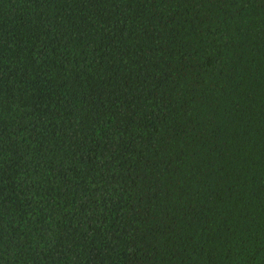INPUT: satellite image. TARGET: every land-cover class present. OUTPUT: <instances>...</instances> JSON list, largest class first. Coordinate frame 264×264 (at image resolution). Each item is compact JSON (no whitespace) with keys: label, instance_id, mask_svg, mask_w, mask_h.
I'll list each match as a JSON object with an SVG mask.
<instances>
[{"label":"trees","instance_id":"16d2710c","mask_svg":"<svg viewBox=\"0 0 264 264\" xmlns=\"http://www.w3.org/2000/svg\"><path fill=\"white\" fill-rule=\"evenodd\" d=\"M0 264H264V0H0Z\"/></svg>","mask_w":264,"mask_h":264}]
</instances>
